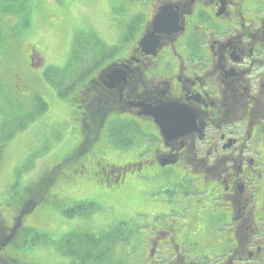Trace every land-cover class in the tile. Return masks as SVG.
Here are the masks:
<instances>
[{"label": "flooded vegetation", "instance_id": "obj_1", "mask_svg": "<svg viewBox=\"0 0 264 264\" xmlns=\"http://www.w3.org/2000/svg\"><path fill=\"white\" fill-rule=\"evenodd\" d=\"M151 1L150 9L155 5L154 9L130 29L118 58L101 59L89 65L92 69L85 74L81 72L83 81L75 88L77 96L84 102L92 95L97 107L85 105L86 112L80 113L77 134L82 137L72 145L77 148L70 152L69 162L83 165L70 175L61 167L59 174L67 175V180L59 186L56 197L69 203L87 198L69 206L70 211L88 204L95 208L104 195L119 197L122 190L128 196L133 194L134 189L126 183L129 175H135L137 181L139 177L146 179L137 183L145 190V183L153 178L148 173L159 169V173L172 176L168 186L161 188L189 200L187 205H179V199L171 201V211L184 212V216L165 223L186 224H161L140 237L145 244L139 247L137 254L142 260L136 257L137 263L196 264L189 250L198 232L192 223H209L213 219L207 217L213 215V223H226L228 232L227 238H220L228 239L221 248L222 253L225 247L227 251L218 256L216 264H264V0ZM163 10L167 18L157 21ZM146 35L152 37L144 49L140 41ZM209 39H214L212 44ZM150 65L158 66L151 70ZM169 105L183 109L184 127L177 129L168 116L159 113L158 109ZM239 107L245 110L241 115L237 114ZM228 113L235 116L230 122L224 120ZM114 116L136 122L147 132L150 129L151 140L160 141V145L152 143L149 161L115 165L109 171L112 162L105 157L107 152L98 149L99 141L110 149L112 129L107 121ZM235 142L238 147L230 148ZM88 151L101 160L88 156L89 166L85 165ZM220 166L224 173L217 175ZM77 174L81 177L74 178ZM78 178L94 188L91 194L77 195L86 191L79 188ZM43 196L40 192L32 202L22 201L9 224L0 218V251L14 239V245L19 244L22 218L42 203ZM196 213L201 215L196 217ZM140 215L150 216L147 210ZM80 219L77 215L63 223H83ZM123 223H129L126 215ZM124 238L133 237L129 233Z\"/></svg>", "mask_w": 264, "mask_h": 264}, {"label": "rangeland", "instance_id": "obj_2", "mask_svg": "<svg viewBox=\"0 0 264 264\" xmlns=\"http://www.w3.org/2000/svg\"><path fill=\"white\" fill-rule=\"evenodd\" d=\"M230 2L231 0H227V3ZM151 3L150 0H25L24 8L19 14H15L12 11H2L3 3L0 0V218L3 223L9 224L10 217L16 214L22 200L32 202L40 192H44L42 203L34 207L31 210L33 212L24 220L19 236V244L28 241L26 246L20 247L23 251L20 261L23 264H72L71 258L63 254L60 243L66 235L77 231L89 232L97 238H102L107 233L114 238L110 240L113 247L107 248L109 253L103 263L140 264L135 260L136 257L142 260L141 254L137 253L145 240L140 237L161 224H186L151 223L154 218H159L157 214H171V208L174 207L171 201L179 199V205L189 204V200L181 198V194L161 188L168 186L167 182L172 176L168 172L159 173V169L148 173L153 178L145 183L148 186L145 190L137 183L146 179L139 177L137 181L135 175H129L126 183L134 189L133 194L128 196L122 190L119 197H111V194L105 192L108 195L101 197L104 201H97L96 211L72 215L69 206L87 198L72 199L74 201L69 203L70 201L56 197L59 186H64L67 175L72 174L75 167L83 165L76 163L77 165L66 170L67 175L59 174L64 160L77 148L72 147L77 142L76 138L82 137L77 134L81 126L80 113L86 112L85 105L93 104L94 109L97 107L92 95H88L83 102L77 96L76 89L67 93L63 91L79 77L81 68L86 70L89 65L101 59H117L131 21L134 23L141 20L143 14H148L155 6L150 9ZM82 39L90 41H80ZM209 40L211 44L214 41ZM77 44L88 50L75 51ZM113 50L116 53L113 54ZM150 66L152 70L158 65L155 68ZM172 90L175 91L174 85ZM244 112V108L239 107L237 114ZM234 117L228 113L224 120L230 122ZM113 118L115 119L112 121H118L115 128L121 134L123 143L136 146L139 135L142 136L140 150L147 149V152L141 160L149 161L154 151L152 143L160 145V141L154 137L151 140L150 129L147 132L136 122L131 124L119 116ZM111 123L113 122L109 124ZM99 144L98 150L103 154L107 152L104 155L112 162L109 171L115 165L137 163L139 160L136 147L125 153L126 147L119 143L120 149L117 147L118 151L115 153L111 149L107 151L103 141H99ZM238 145L235 142L230 148ZM85 148L86 146L81 147L80 151ZM88 156H91V151L83 159L87 166ZM91 158L93 161L101 160ZM71 163H65L64 167ZM216 173L223 174L224 168L220 166ZM177 174L178 171L174 173ZM76 176L81 177L77 174L74 178ZM77 180L81 182L79 188L86 190L77 195L93 192L94 188L85 183L83 178ZM177 188L180 191L183 189L182 186ZM107 210L109 214H106ZM146 210L150 214L149 218L138 217L139 213ZM77 215L83 223H63ZM125 215L126 218L130 217L127 219L129 223H123ZM200 215L201 213H196V217ZM104 219L114 220L115 223H108ZM207 219L209 223H192L193 229L198 232L189 243V250L193 252L191 256L196 264H215L217 257L225 255L227 251L225 247V252L222 253L221 248L228 239H220L228 237L226 223H213V215ZM119 220L121 223H118ZM103 221L105 222L102 223ZM1 229L3 228L0 226V231ZM129 233L133 238H124ZM16 243L17 241L11 243L1 255H5L6 259H17V253L13 249ZM218 243L221 246L217 250ZM111 251L113 255L110 254Z\"/></svg>", "mask_w": 264, "mask_h": 264}, {"label": "trees", "instance_id": "obj_3", "mask_svg": "<svg viewBox=\"0 0 264 264\" xmlns=\"http://www.w3.org/2000/svg\"><path fill=\"white\" fill-rule=\"evenodd\" d=\"M2 3V11H12L15 14H19L25 6V0H2ZM91 69L89 68V70ZM77 213H79L78 210L72 212L73 215ZM15 241L14 239L8 243L13 244ZM60 246L63 254L71 258L72 264H105L103 262L106 261V255L109 253L107 248L112 246V242L109 241L108 237L97 238L88 232L81 231L65 237ZM110 254L113 255V251ZM13 260L10 264H21L16 259Z\"/></svg>", "mask_w": 264, "mask_h": 264}, {"label": "water", "instance_id": "obj_4", "mask_svg": "<svg viewBox=\"0 0 264 264\" xmlns=\"http://www.w3.org/2000/svg\"><path fill=\"white\" fill-rule=\"evenodd\" d=\"M175 107H177V106H175ZM173 105L171 106V105H169V106H167L166 108H164V109H158L159 110V113L160 114H162V115H166V116H168L169 117V122L171 123L172 121V123L175 125V126H178V124H179V120H178V118H173L172 117V115L170 114V112H171V110H173ZM178 108H181V107H178ZM182 109V108H181ZM167 112H169L168 114H167Z\"/></svg>", "mask_w": 264, "mask_h": 264}, {"label": "bare ground", "instance_id": "obj_5", "mask_svg": "<svg viewBox=\"0 0 264 264\" xmlns=\"http://www.w3.org/2000/svg\"><path fill=\"white\" fill-rule=\"evenodd\" d=\"M74 87H75V85H74Z\"/></svg>", "mask_w": 264, "mask_h": 264}]
</instances>
